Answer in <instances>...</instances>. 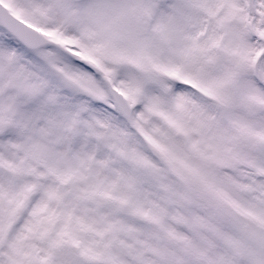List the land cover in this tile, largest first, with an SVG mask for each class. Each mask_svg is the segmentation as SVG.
Segmentation results:
<instances>
[{"label":"snow or ice","instance_id":"snow-or-ice-1","mask_svg":"<svg viewBox=\"0 0 264 264\" xmlns=\"http://www.w3.org/2000/svg\"><path fill=\"white\" fill-rule=\"evenodd\" d=\"M0 264H264V0H0Z\"/></svg>","mask_w":264,"mask_h":264}]
</instances>
